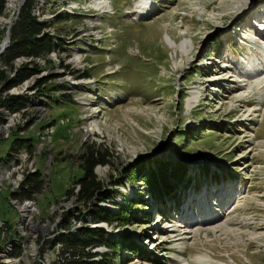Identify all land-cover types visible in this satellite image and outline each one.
I'll use <instances>...</instances> for the list:
<instances>
[{"label":"rangeland","instance_id":"obj_1","mask_svg":"<svg viewBox=\"0 0 264 264\" xmlns=\"http://www.w3.org/2000/svg\"><path fill=\"white\" fill-rule=\"evenodd\" d=\"M138 1L34 3L35 18L50 26L47 32L61 46L43 58V74L7 93L8 101L26 105L23 111L13 116L0 111V161L14 141L37 144L41 128L53 127L46 145L4 178L21 185L29 169L38 170L43 180L31 204L34 211L24 212L28 201L14 202L17 212L27 214L19 220L8 192H0V255L9 257L4 249L15 239L17 226L29 227L23 233L31 234L20 259L13 250L18 256L11 264L59 262L61 239L81 229L103 230L109 240L131 238L121 251L90 250L107 254L109 264H152L145 261L146 255L152 258L150 252L162 264H264V68L243 77L248 65L259 67L264 59V0H149L141 7L150 8L149 15L135 22ZM19 2L5 0L0 38L16 22L10 18ZM59 14L66 19L57 21ZM23 64L19 60L14 66ZM48 77L46 85L36 88L38 80ZM56 85L62 92L51 95L48 89ZM42 91L47 102L36 100ZM20 125H29L23 134ZM215 125L223 129L212 134ZM202 130L208 133L201 135H212L191 144L181 139L188 132L200 136ZM88 145L108 151L109 164L96 167L94 174L117 205L145 188L143 172L130 180L133 185L126 182L127 173L145 166L151 172L168 160L186 164L189 171L174 187V203L163 198L161 206L143 197L150 206L147 221L125 227L97 224L87 214L93 209L74 196L83 179L79 157ZM178 146H184L182 152L174 155ZM186 178L191 184L182 190ZM194 187L197 191L190 190ZM100 207L116 210L108 203ZM180 221L185 228L178 227ZM140 238L143 242H135ZM135 243L138 255L130 251Z\"/></svg>","mask_w":264,"mask_h":264},{"label":"trees","instance_id":"obj_2","mask_svg":"<svg viewBox=\"0 0 264 264\" xmlns=\"http://www.w3.org/2000/svg\"><path fill=\"white\" fill-rule=\"evenodd\" d=\"M37 1L38 0H24L23 5L20 6L21 8H19L20 11H18V18H16V22L14 21L15 23L13 22L14 24L10 28L9 44L5 51L0 55V65L5 67V70H0V84H3L2 89H0V93L9 91L10 88L12 89L14 87H17L23 82L40 73L38 67L39 65L35 64V62H28L23 64L22 67L15 68V60L46 57L54 52L55 47L59 48L61 46V43L57 42L56 37H53L47 32V29H49L50 26L45 23L39 22L38 19L35 18L36 16H34V3ZM47 1H49L53 5V7L56 4V0ZM4 6L5 0H0V14H2V12L4 11ZM56 19L57 21H62L63 19H66V16L62 17L61 14H59L56 16ZM4 71L12 73L13 76H15V79L13 81H9V78H7L8 73H5ZM50 79V77L42 78L37 81L36 86L40 88L42 87V85H46ZM58 90L59 93L62 92V89H60V85L51 86L48 89L51 95L53 93H58ZM63 97H67L66 94H63ZM6 98L7 97L2 99L0 94V107H5L10 113L18 112L21 109V106H23L22 103L20 104L17 102H11ZM27 126L28 125H26V128ZM217 126L218 125H215L214 127ZM23 127L19 128L26 130V128ZM220 129L223 128L221 126L220 128H214L210 130V133L213 134L214 131L218 133L220 132ZM199 132L200 136L199 134H195L196 136H194L188 132V134H185L181 139H188L187 143L190 142L191 144L192 141L201 142V140H203L204 138L212 135H201L202 132H207V130H202ZM223 133L227 132L225 131ZM14 142L15 143L12 146L8 156L4 160L0 161V164L7 161V159L13 156V154L21 148L31 150L29 149L30 146H32L31 140H16ZM184 146H186V144H184ZM184 146H178V148L174 149L172 153L174 155H180L182 152L181 149H183ZM108 156V151L101 150L95 145H88L85 146V150L79 157L80 168L83 172V179L79 180L76 183L77 192L75 196L77 201L83 204V207L93 209L88 211L87 214L97 224L102 222L109 224L115 223L116 226L125 227L134 226L137 221H147L148 217L151 214L150 212H148L150 206H147V204L143 200V197L155 199V201H158L159 205L161 206H164V197L165 199L166 197L168 198V202H173L176 194V188L174 187L180 184V178L184 177L183 175L189 171L186 164L178 163V160H168L156 163L155 169L151 172H148L146 169L147 166H145V168H142L140 170L138 169L131 175L130 173H127L125 174L124 178L128 184H132L130 180L132 178L138 177L143 172L144 174L140 176L144 181L142 183L145 184V188L140 191L141 193L136 194L137 196L135 198H130L128 200H125L123 204L117 205L112 200L110 195H107L106 193H104L105 191H102L103 186L101 185L100 181L97 180V177L94 174V169L96 167L107 166L109 164ZM172 157L167 156V159L171 158L172 160H176ZM155 171L157 174L156 180L158 178V181L160 182H156L155 178L153 177V172ZM137 173H139V175ZM29 175L25 176V180L22 182L18 191L14 195L19 200L32 199V195H36L38 191H40V187H42L43 180L41 179V175L39 173H35V175L32 176ZM182 180L181 181L183 182V189L191 184V178ZM104 203L116 206V210L108 211L107 209L100 207V205ZM159 215L161 216L162 213H159ZM104 233L105 232L103 230L98 231L91 229H81L76 234H71L69 236L67 235V237H63L60 241L61 250L57 253L60 256V260L59 262H56L54 264H109V257H107V254H94L91 253L90 250L93 248L105 247L112 252L121 251L124 248L123 246L131 241V238L127 236V240H120L121 238H119L118 241H116L115 239L109 240L107 235ZM135 242H141V238L140 240H136ZM137 243L132 245L134 246L130 250L132 254L140 253ZM96 257H99L100 261H92ZM145 258V261H150L152 264H162V262L154 260L155 257L149 259L146 255Z\"/></svg>","mask_w":264,"mask_h":264},{"label":"bare ground","instance_id":"obj_3","mask_svg":"<svg viewBox=\"0 0 264 264\" xmlns=\"http://www.w3.org/2000/svg\"><path fill=\"white\" fill-rule=\"evenodd\" d=\"M23 2H24V0H20V2H19V4H18V7L16 8V9H14L13 11H12V17L10 18L11 19V21L10 22H14L15 20H16V18H17V14H18V11H19V8H20V6L23 4ZM136 3H138V5H137V9L136 10H134L133 11V13H132V15L133 14H136V16L134 17V18H132V20H134L135 22H136V20H138L141 16H143V15H146V11L144 10V8H141V7H143L144 5H147V3H149V0H139L138 2H136ZM140 3V4H139ZM146 9V8H145ZM128 14H129V12H127ZM133 17V16H132ZM11 24V23H10ZM13 24V23H12ZM11 24V25H12ZM10 25V26H11ZM93 24L91 23L90 25H89V27H91ZM264 28V27H263ZM8 29L9 28H7V32H8ZM168 39H169V41H173V39L171 38V37H169L168 36ZM174 42V41H173ZM172 42V43H173ZM8 44H9V41H8V43H6V44H4V45H0V55L5 51V49L7 48V46H8ZM187 48H189L188 47V44L187 43H185L184 45H183V49H184V54H187L188 52V49ZM53 53V52H52ZM51 53V54H52ZM51 54H49V56L51 55ZM263 55V54H262ZM261 55V56H262ZM43 58L44 57H39V58H36V59H17V60H15V62H14V64L17 62V61H19V60H24L25 61V63H28V62H35V64H37V65H42L43 63H44V60H43ZM258 58V57H257ZM261 58V57H260ZM259 58V59H260ZM255 61V60H254ZM257 64H260L261 66L260 67H258V68H264V59H262L261 61H259V63H257ZM15 68H18V67H16V65L14 66ZM39 67V66H38ZM255 67H257L256 65H253L252 64V66H251V64H250V66L248 65V70H246L245 72H244V75H243V77H248V75H252L253 73H254V68ZM0 70L2 71V70H5V67L4 66H2V65H0ZM5 73H8L7 75L9 76V72L8 71H4ZM11 77H13V74L11 75V76H9L8 78H11ZM250 77V76H249ZM248 77V78H249ZM30 79H32V78H30ZM28 81V80H27ZM27 83V82H26ZM30 83V82H29ZM264 86V85H263ZM18 87V86H17ZM14 88H16V87H14ZM14 88H12V89H14ZM36 88H38L37 86H36ZM264 87H260V89H263ZM11 89V88H10ZM11 89V90H12ZM17 89V88H16ZM10 91V90H9ZM9 91H7V93L9 92ZM260 91V90H259ZM262 91V90H261ZM6 92V91H5ZM5 92H3L4 94H5V97H6V95H7V93H5ZM34 92V91H33ZM3 94V95H4ZM10 94V93H9ZM13 95H16V94H13ZM18 95H19V93H18ZM43 95V94H42ZM37 97L38 98H36V100L38 101H43V102H47V100H45L44 98H42V96H41V94H39V95H37ZM19 99V98H18ZM26 106V105H25ZM25 106L24 107H22L21 109H20V111L22 110L23 111V109L25 108ZM37 108H38V106H37ZM41 108L39 107L38 108V110H40ZM0 111H2V113L4 112V113H8V114H12V116L13 115H15L14 113H19L20 111H18V112H14V113H10L5 107H0ZM19 116V115H18ZM0 119H1V121H0V124L2 123L3 124V119L0 117ZM5 119V118H4ZM26 119V118H25ZM7 120V119H6ZM5 122V121H4ZM30 123V122H29ZM32 124L33 123H35L34 121H32L31 122ZM29 124L30 125V128L32 127L31 125L32 124ZM25 124H26V122H25ZM28 125V126H29ZM34 125V124H33ZM27 126V127H28ZM14 127V126H13ZM21 127H23V125H20V128ZM10 128V127H9ZM15 128H17V127H14V129ZM23 128H26V126L25 127H23ZM18 129V128H17ZM17 129H16V132H17ZM18 131H19V129H18ZM27 130H23V129H21V131H19L20 133L19 134H23V133H25ZM7 132V131H6ZM53 132V127H49V126H43L42 128H41V130H40V132L38 133V136H37V139H38V143L37 144H34L33 143V146L34 147H37V150H26V148H21L20 150H17L14 154H13V156H11L9 159H7V161H5V162H3V163H1L0 164V175H1V178H0V192L1 193H3L2 191H7L8 192V187H11L12 188V192L11 193H9L8 194V203L12 206V208L14 209V211L16 212V218L19 220V218H21V216H23V214H20L19 212H17V210H16V206L14 205V202H23V201H28V203H30V205H27V206H25V211L24 212H29V210H30V212L31 211H34V208L32 207V203H33V201H35V200H37L36 199V195H33L34 197L32 198V199H27V200H19L18 198H16L14 195H15V193L18 191V189H19V187H20V185H19V181H17V182H15L14 183V180L13 179H10V180H4V178H7L9 175H13V172L15 171V169L16 168H19V167H21V165L22 164H27L30 160L29 159H31L30 157H32V154L33 153H35V152H37V151H39L40 149H41V147L45 144L46 145V143L49 141V138H50V134ZM18 133V132H17ZM44 145V146H45ZM29 155H30V157H29ZM22 158V159H19V158ZM28 157H29V159H28ZM33 158V157H32ZM33 160V159H32ZM32 166V162H31V164H28V166L27 167H31ZM35 168V167H34ZM29 169H27V170H25V172H23V175H22V178H25V176L26 175H29V173L30 174H35V173H38L37 171H34L33 173H32V171H28ZM19 171V170H18ZM19 176V175H18ZM16 179H18V178H16ZM41 179H42V176H41ZM24 180V179H23ZM6 186H8V187H6ZM5 195V192H4V194H3V196ZM42 195V194H41ZM2 196V195H1ZM2 196V197H3ZM73 196V195H72ZM75 196V195H74ZM6 197V198H7ZM7 200V199H6ZM24 204V203H23ZM25 205V204H24ZM33 208V209H32ZM59 209V208H58ZM71 209V208H70ZM22 210V209H21ZM24 210V209H23ZM65 210V209H64ZM234 210V209H233ZM36 213V212H35ZM27 214H24V216H26ZM69 215V214H68ZM32 216H33V214H32ZM60 218V217H59ZM64 218V217H63ZM26 220H28V218H26ZM35 221V220H34ZM62 222V221H61ZM20 223V222H19ZM19 223H18V225H19ZM22 223V222H21ZM58 223V222H57ZM80 223V222H79ZM15 224V223H14ZM25 224H26V222H25ZM46 224V223H45ZM60 224V223H59ZM2 225H4V223L2 222V224H0V227H2ZM27 225V224H26ZM31 225V224H30ZM49 225V224H48ZM54 225V224H53ZM74 225V224H73ZM24 226L25 225H19V226H17V228H16V234H15V239H12V241H11V243L6 247V249H4V253L5 254H7L6 252H8V251H10L9 252V257H6V258H3V256L2 255H0V262H1V260H3V264H11V262H10V259H13L14 258V256H18V253H19V256L22 254L21 252H23V244L24 243H26L25 242V240L27 239V240H29L30 239V236H31V234L30 233H27V234H24L25 232H28L27 230H28V228H24ZM50 226H51V224H50ZM61 226V225H60ZM64 226V225H63ZM67 226V225H66ZM11 227V226H10ZM15 227V226H14ZM58 227V226H57ZM178 227H183V228H185L186 226L184 225V226H182V224H180V223H178ZM9 228V227H8ZM7 228V229H8ZM38 228V227H37ZM2 229V228H1ZM6 229V230H7ZM66 229V228H65ZM5 230V232H7ZM1 231V230H0ZM13 231V230H12ZM35 231V230H34ZM62 232H64L63 230H61ZM3 232V231H2ZM24 232V233H23ZM10 234V233H9ZM58 234V233H57ZM5 235V234H4ZM28 235V236H27ZM45 235V234H44ZM33 236V235H32ZM35 236V235H34ZM3 237V236H2ZM46 237V236H45ZM53 237V236H52ZM10 238V237H9ZM38 238V237H37ZM36 238V239H37ZM50 239V238H49ZM54 239V238H53ZM57 239V238H56ZM56 241V240H55ZM33 242V241H32ZM37 242V241H36ZM37 244V243H36ZM25 246V245H24ZM39 246V245H38ZM43 246V245H42ZM46 246V245H45ZM49 246V245H48ZM59 246V245H58ZM30 247V246H29ZM37 247V246H36ZM60 247V246H59ZM15 249V250H14ZM44 249V248H43ZM18 251V253H15L14 251ZM39 250V249H38ZM1 252H3L2 250H1ZM14 252V253H13ZM13 253V254H12ZM32 253V252H31ZM57 253V252H56ZM3 254V253H2ZM28 254V253H27ZM44 254V253H43ZM37 256V255H36ZM40 256L41 255H39V259H40ZM42 257V256H41ZM21 258V256L18 258V259H20ZM17 259V258H16ZM34 259V258H33ZM47 259V258H46ZM55 260V259H54ZM22 263V262H21ZM24 263H26V262H24ZM28 263V262H27ZM15 264H17V263H15ZM40 264V263H39ZM48 264V263H47Z\"/></svg>","mask_w":264,"mask_h":264},{"label":"built area","instance_id":"obj_4","mask_svg":"<svg viewBox=\"0 0 264 264\" xmlns=\"http://www.w3.org/2000/svg\"><path fill=\"white\" fill-rule=\"evenodd\" d=\"M23 5V4H22ZM21 5V6H22ZM21 8V7H20ZM19 15V14H18ZM18 15H17V17H18ZM6 33H3L2 34V36H1V38H0V45H4V44H6V43H8V41L10 40V38H9V31L7 32V31H5ZM41 74H43V73H39L38 74V76H40ZM12 75V73H10L9 74V76H11ZM44 85H42V87H43ZM41 88V87H40ZM5 93H7V91L5 92ZM42 94H43V91L41 92V96H42ZM5 97H4V95H3V98L2 99H4ZM34 125H35V123H34ZM16 130V129H15ZM29 149H32V150H37V147H34L33 146V142H32V146H30V148ZM19 159H22L21 157L19 158ZM46 173V172H45ZM0 178H1V175H0ZM6 187H8V186H6ZM12 192V188L11 187H8V194L9 193H11ZM34 195V194H33ZM32 195V196H33ZM34 197V196H33ZM0 224H2V222H0ZM19 264V263H18Z\"/></svg>","mask_w":264,"mask_h":264}]
</instances>
